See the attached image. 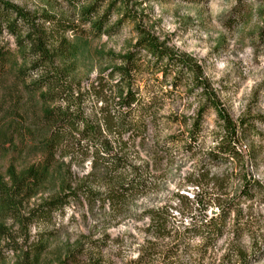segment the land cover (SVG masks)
<instances>
[{"label":"rangeland","instance_id":"obj_1","mask_svg":"<svg viewBox=\"0 0 264 264\" xmlns=\"http://www.w3.org/2000/svg\"><path fill=\"white\" fill-rule=\"evenodd\" d=\"M7 1L35 14L74 18L77 10L68 0ZM138 1L142 2L139 10L146 26L170 48L190 54L202 66L232 119L245 120V138L238 144L242 161L213 162L205 158V151L213 147L220 134L213 110L203 118L197 144H186L185 148L170 138L188 136L190 119L200 103L196 92L186 95L183 88L157 103L146 117L144 129L137 128L140 133L118 132L116 126H105L102 112L116 102L115 92L110 90L113 83H100L97 75L111 63L106 54L124 53L136 33L131 23H125L113 36L82 39L69 34L78 47L76 66L85 114L102 124V135L116 151L126 155L128 164L139 166L151 183L146 194L134 192L126 198L121 211L112 209L108 202L89 206L81 198L50 210L42 218L26 219L32 208L53 195V183L62 173L77 184L92 169L90 156L71 149L58 152L53 182L21 207L20 215L25 220L0 213V224L10 232L0 242V264H64L65 253L78 243L84 244V252L76 260L88 264L89 257L97 253L92 242L98 246L103 264H218L228 237L204 252L200 239L186 233L179 241L174 235L157 237L148 232L145 211L159 209L167 229L181 233L190 224L191 204L177 200L176 193L188 198L200 191L217 194L223 202L239 193L244 177L247 195L241 197L240 206L248 229L242 242L248 249L249 264H264V0ZM0 49L10 56L5 69L0 68V173L4 174L11 164L21 169L39 159L42 125L40 102L25 92L15 76L19 66L25 64L14 37L5 30L0 36ZM156 77L162 76L156 73ZM142 79L137 87L144 96L158 92L151 76ZM145 79L149 81L146 86ZM165 90H170L169 84L163 86ZM212 211L217 213V207L210 205L208 213L213 215ZM191 215L196 222L203 217L196 205H192ZM233 217L231 212L228 226ZM37 246H42L43 252L33 263ZM146 250L151 257L138 262ZM164 255L171 259L163 261Z\"/></svg>","mask_w":264,"mask_h":264},{"label":"trees","instance_id":"obj_2","mask_svg":"<svg viewBox=\"0 0 264 264\" xmlns=\"http://www.w3.org/2000/svg\"><path fill=\"white\" fill-rule=\"evenodd\" d=\"M68 4L77 8L74 18L50 13L35 14L7 0H0V36L5 30L15 39L17 51L25 64L19 66L15 76L25 92L34 95L40 102L39 121L42 125L39 134V159L21 169L11 164L4 174L0 173L2 215L19 219L20 222L25 220L20 215L23 203L53 182L51 178L57 165V154L63 150L69 152L71 149L81 155L90 156L91 171L77 184H73L62 173L59 180L56 182L55 179L53 183V195L32 208L26 219L33 221L34 218H42L49 215L50 210L71 201L79 202L81 198L89 206L97 202L101 205L108 202L112 209L121 211L126 198L134 192L140 196L146 194L151 183L139 166L128 164L126 155L116 151L112 143L102 135V124L96 123L85 114L83 102L80 100L83 92L76 66L78 47L71 41L70 35L82 39L113 36L125 23H131L136 33L135 41L129 43L124 53L106 54L111 63L97 75L100 83H113L110 90L114 89L115 92L116 102L102 112L101 118L105 126H116L118 132L140 133L137 128L144 129L145 119L157 103L172 97L177 90L183 88L186 95L196 92L200 103L190 119L188 136L181 134L170 138L185 148L186 144H197L203 118L209 110H213L220 134L213 147L205 151V158L213 162L242 161L238 144L245 138V120L242 117L232 119L218 93L204 76L202 66L190 54L170 48L146 26L142 10H139L141 1L68 0ZM9 57L7 52L0 49V68L5 69L4 65ZM156 73L161 74V79L156 77ZM143 76H151V82L157 85L158 92L153 96H144L137 87V82L142 81ZM145 80L144 86L149 82L148 79ZM167 84L170 85V90L163 91V86ZM243 179L239 193L223 202L218 200L217 194H204L200 191L188 198L176 193L177 200H187L191 204L188 212L189 226L181 233L176 229L171 231L167 229V221L162 218L160 210L149 209L145 211L149 217L148 232L157 237L174 235L179 241L186 233V236L200 239L204 252L214 248L219 240L228 237L218 264H249L248 249L242 242L248 229V220H243V208L240 206L241 197L247 195L244 191L247 179ZM195 185L200 183L196 182ZM192 205H196L202 212L203 217L199 222L191 215ZM210 205L217 207L215 215L208 213ZM231 212H234V217L228 226ZM9 233L0 224V242L9 237ZM92 243L97 253L95 257H89L88 264H103L98 246L95 242ZM83 247V243H78L69 249L63 256V263L78 264L76 259L84 252ZM147 251L149 250L141 254L138 262L151 257ZM42 252L43 247L37 246L33 263ZM1 258L0 248V261ZM168 259L171 257L163 256V261Z\"/></svg>","mask_w":264,"mask_h":264},{"label":"water","instance_id":"obj_3","mask_svg":"<svg viewBox=\"0 0 264 264\" xmlns=\"http://www.w3.org/2000/svg\"><path fill=\"white\" fill-rule=\"evenodd\" d=\"M211 213H212L213 215H215V214H216V211H212Z\"/></svg>","mask_w":264,"mask_h":264}]
</instances>
